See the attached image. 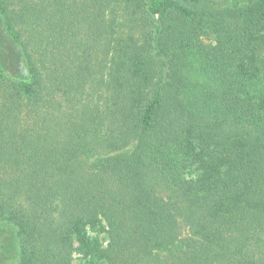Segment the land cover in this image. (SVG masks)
Listing matches in <instances>:
<instances>
[{
  "label": "trees",
  "instance_id": "obj_1",
  "mask_svg": "<svg viewBox=\"0 0 264 264\" xmlns=\"http://www.w3.org/2000/svg\"><path fill=\"white\" fill-rule=\"evenodd\" d=\"M263 29L264 0H0V264H264Z\"/></svg>",
  "mask_w": 264,
  "mask_h": 264
},
{
  "label": "rangeland",
  "instance_id": "obj_2",
  "mask_svg": "<svg viewBox=\"0 0 264 264\" xmlns=\"http://www.w3.org/2000/svg\"><path fill=\"white\" fill-rule=\"evenodd\" d=\"M262 36H263L262 39H264V29H263V35ZM202 39H203L204 43H210L212 40L211 38H209V39L202 38ZM185 75L193 82H201V80L204 79V77H203L204 74H202V71L198 70V66L196 64L193 66L191 65V67L187 70ZM124 150H126V149H124ZM99 236L103 237V234H99Z\"/></svg>",
  "mask_w": 264,
  "mask_h": 264
}]
</instances>
